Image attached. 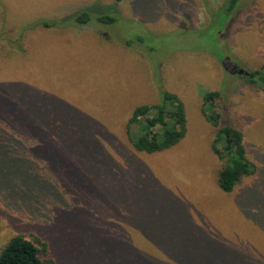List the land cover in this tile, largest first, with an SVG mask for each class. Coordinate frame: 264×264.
<instances>
[{
    "label": "rangeland",
    "instance_id": "obj_1",
    "mask_svg": "<svg viewBox=\"0 0 264 264\" xmlns=\"http://www.w3.org/2000/svg\"><path fill=\"white\" fill-rule=\"evenodd\" d=\"M223 1L119 0L101 38L71 12L115 0H0V249L20 234L56 264H264V0L229 14ZM165 91L186 132L137 151L128 116ZM215 111L257 169L231 192L217 184Z\"/></svg>",
    "mask_w": 264,
    "mask_h": 264
},
{
    "label": "trees",
    "instance_id": "obj_2",
    "mask_svg": "<svg viewBox=\"0 0 264 264\" xmlns=\"http://www.w3.org/2000/svg\"><path fill=\"white\" fill-rule=\"evenodd\" d=\"M118 1L115 0L111 4V10L105 12L92 10L90 7L77 9L71 12L70 21L76 25L93 24L102 30L103 36L99 35V37L108 38L107 32H103L105 25L115 24L118 16H122L117 11ZM239 1L224 0L220 8L229 14ZM9 48H7V56H10ZM10 49L16 51L15 48ZM16 53L11 55H17ZM254 76V73L247 74L250 82H253ZM262 84L264 85V80ZM218 96V92H208L204 95V101L214 104ZM209 120L215 128L212 150L219 161L217 184L223 192H231L243 177L252 176L257 169L246 155L242 132L232 126L219 127V114L216 111L209 116ZM7 128L9 129H7V135L10 131L22 133L21 125H7ZM125 130L130 143L137 151L154 153L168 149L177 144L186 132V114L183 103L175 94L165 91L160 102L135 107L128 116ZM86 245L85 242L84 247ZM111 248L112 243L106 241L104 250H107V254L111 252ZM82 252L86 251L82 250ZM105 259H103V264L106 262L107 264H120L119 259L112 262L110 257L106 261ZM0 264H56V261L47 244L40 238L36 236L28 238L19 234L11 237L0 249Z\"/></svg>",
    "mask_w": 264,
    "mask_h": 264
},
{
    "label": "water",
    "instance_id": "obj_3",
    "mask_svg": "<svg viewBox=\"0 0 264 264\" xmlns=\"http://www.w3.org/2000/svg\"><path fill=\"white\" fill-rule=\"evenodd\" d=\"M226 61L228 63H226ZM223 66L225 67L226 70H228L230 73H237V74H247L245 73L243 70L239 69L237 66L235 65H232L230 62H229V59L228 58H225L224 61H223ZM230 67V68H229Z\"/></svg>",
    "mask_w": 264,
    "mask_h": 264
}]
</instances>
